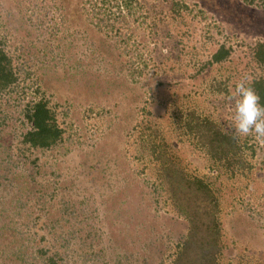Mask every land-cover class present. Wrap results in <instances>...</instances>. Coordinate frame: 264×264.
I'll return each instance as SVG.
<instances>
[{
  "label": "rangeland",
  "instance_id": "374dc122",
  "mask_svg": "<svg viewBox=\"0 0 264 264\" xmlns=\"http://www.w3.org/2000/svg\"><path fill=\"white\" fill-rule=\"evenodd\" d=\"M0 49V264H264V141L226 101L264 82V0H0Z\"/></svg>",
  "mask_w": 264,
  "mask_h": 264
},
{
  "label": "trees",
  "instance_id": "16d2710c",
  "mask_svg": "<svg viewBox=\"0 0 264 264\" xmlns=\"http://www.w3.org/2000/svg\"><path fill=\"white\" fill-rule=\"evenodd\" d=\"M227 54L228 51L221 47L213 55V59L214 61H220V59ZM9 63V60L0 49V91L5 89L14 80L13 72L10 70L11 67ZM253 88L256 94L260 97L261 103H264V82L254 81ZM24 118L30 124V129L23 133L22 141L29 144L28 146L43 149L50 147L60 137L61 129L56 125V119L53 112L46 106V103L43 100H37L30 105L24 114ZM216 139L219 143V152H221L222 156H226L229 152L227 145H233V142L230 140L231 137H228L221 132H217ZM221 155L219 158L222 157ZM200 250L201 253H203V257L206 259L211 258L209 257V253L205 252V249L203 250L201 248ZM184 251L188 254L190 250L186 246L184 247ZM17 252L18 251H15V256L18 255ZM45 263L56 264V261L49 257L47 261L45 260Z\"/></svg>",
  "mask_w": 264,
  "mask_h": 264
},
{
  "label": "clouds",
  "instance_id": "9594fccd",
  "mask_svg": "<svg viewBox=\"0 0 264 264\" xmlns=\"http://www.w3.org/2000/svg\"><path fill=\"white\" fill-rule=\"evenodd\" d=\"M226 101L230 110L227 123L231 130L239 136L253 135L264 141V103L254 91L249 74L233 83Z\"/></svg>",
  "mask_w": 264,
  "mask_h": 264
}]
</instances>
